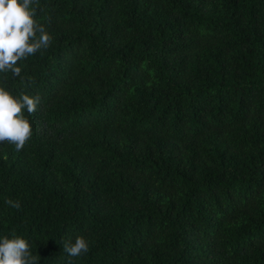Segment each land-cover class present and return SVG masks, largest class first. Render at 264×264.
Instances as JSON below:
<instances>
[{
	"label": "trees",
	"instance_id": "1",
	"mask_svg": "<svg viewBox=\"0 0 264 264\" xmlns=\"http://www.w3.org/2000/svg\"><path fill=\"white\" fill-rule=\"evenodd\" d=\"M33 8L52 41L0 73L40 98L0 143V238L38 264H264V0Z\"/></svg>",
	"mask_w": 264,
	"mask_h": 264
},
{
	"label": "clouds",
	"instance_id": "2",
	"mask_svg": "<svg viewBox=\"0 0 264 264\" xmlns=\"http://www.w3.org/2000/svg\"><path fill=\"white\" fill-rule=\"evenodd\" d=\"M38 0H0V73L12 72L19 77L21 68L18 61L34 55L41 48L51 44L52 37L43 24L34 17L33 4ZM21 82H24L21 77ZM39 96L21 94L13 96L5 87L0 86V143H10L20 151L31 138L32 126L24 115L37 110ZM5 203L19 209L20 203L6 199ZM89 245L83 236L74 242L65 241L63 250L69 256L77 257L88 251ZM0 264H38V258L30 250L26 239L13 230L11 238H0Z\"/></svg>",
	"mask_w": 264,
	"mask_h": 264
}]
</instances>
